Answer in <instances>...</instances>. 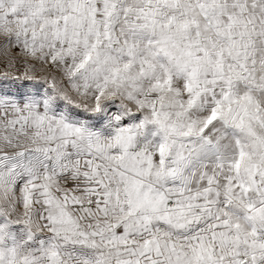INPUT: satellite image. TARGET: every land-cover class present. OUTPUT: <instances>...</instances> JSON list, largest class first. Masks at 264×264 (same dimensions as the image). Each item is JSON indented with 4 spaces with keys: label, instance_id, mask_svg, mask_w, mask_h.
Instances as JSON below:
<instances>
[{
    "label": "snow or ice",
    "instance_id": "1",
    "mask_svg": "<svg viewBox=\"0 0 264 264\" xmlns=\"http://www.w3.org/2000/svg\"><path fill=\"white\" fill-rule=\"evenodd\" d=\"M0 264H264V0H0Z\"/></svg>",
    "mask_w": 264,
    "mask_h": 264
}]
</instances>
